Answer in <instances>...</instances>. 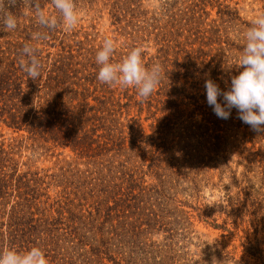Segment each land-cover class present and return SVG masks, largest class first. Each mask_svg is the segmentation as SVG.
<instances>
[{
  "label": "trees",
  "instance_id": "1",
  "mask_svg": "<svg viewBox=\"0 0 264 264\" xmlns=\"http://www.w3.org/2000/svg\"><path fill=\"white\" fill-rule=\"evenodd\" d=\"M143 1L75 0L78 10L101 4L112 29L65 32L38 24L36 3L59 17L52 0H5L0 252L37 246L49 264H208L189 250L199 223L233 240L218 242L220 260L264 264V133L236 109L218 118L204 87L210 78L228 90L243 70L235 64L252 21L245 0H166L154 10ZM107 37L117 44L113 62L143 46L145 66H162L147 100L97 79ZM25 44L42 65L35 81L21 67ZM48 153L54 166H39ZM206 189L219 191L218 204L203 202Z\"/></svg>",
  "mask_w": 264,
  "mask_h": 264
},
{
  "label": "clouds",
  "instance_id": "2",
  "mask_svg": "<svg viewBox=\"0 0 264 264\" xmlns=\"http://www.w3.org/2000/svg\"><path fill=\"white\" fill-rule=\"evenodd\" d=\"M16 0H7L9 8L14 7ZM52 5L59 13V17L42 9L38 3L34 10L38 24L43 28L54 30L63 28L65 32H72L79 24L81 16L75 0H52ZM5 7V0H0V9ZM4 27L13 31L17 28V18L10 11L3 15ZM36 40L47 39V33L36 32ZM246 44L235 64L243 69L231 78L228 90H222L212 79L205 80L206 99L215 115L227 120L233 109L237 110L238 118L256 133H264V12L254 16L250 27L244 33ZM117 44L111 37L104 39L95 60L99 65L97 79L109 85L120 87H135L141 100H147L156 91L164 74L160 64L146 67L143 61V46L130 50L122 62H113L112 57ZM21 67L33 81L41 76V63L36 56V49L32 44H25L22 48ZM222 98V99H221ZM212 244V243H209ZM0 264H49L45 251L37 246L21 253L15 249L0 252ZM210 264H223L214 255Z\"/></svg>",
  "mask_w": 264,
  "mask_h": 264
},
{
  "label": "rangeland",
  "instance_id": "3",
  "mask_svg": "<svg viewBox=\"0 0 264 264\" xmlns=\"http://www.w3.org/2000/svg\"><path fill=\"white\" fill-rule=\"evenodd\" d=\"M166 0H144L143 3L146 8L149 9H160L163 5V2ZM91 7H93L91 9ZM102 5L97 6H88L82 7L78 11L80 13L81 19L80 25H89V24H97L99 29L102 32H110L112 29L111 20L109 19L108 13H102ZM244 10L242 11V16L248 20H252L255 15L264 11V0H245L243 4ZM215 15V13H214ZM78 24V25H79ZM0 132L6 133L7 130H0ZM10 135L7 134L6 137ZM2 138L0 137V140ZM56 158L51 157V153L45 154L40 158L38 165L44 168L53 167ZM239 170L243 171L245 169V163L241 164ZM203 197L206 200H203L206 205L218 204L219 201V191L215 190L212 192L210 189H206L203 193ZM205 208V206L203 207ZM221 222V220H220ZM198 233L196 235L198 238H194L192 240V244L190 245L189 250L192 254L196 255L195 258L199 259L201 262L206 261V263L210 264L211 258L214 255L218 260V242L227 241L228 244H232L233 240H230L228 237H223V232L215 230L211 227L204 226L203 224L197 223L196 228ZM212 243V244H209ZM240 259V258H239ZM222 261V260H220ZM223 264H232L228 261H223Z\"/></svg>",
  "mask_w": 264,
  "mask_h": 264
}]
</instances>
